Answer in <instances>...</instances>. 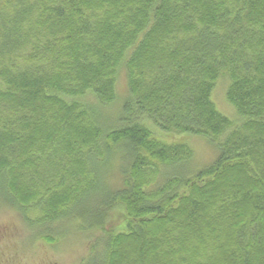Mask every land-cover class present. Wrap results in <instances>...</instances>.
<instances>
[{
    "label": "trees",
    "instance_id": "16d2710c",
    "mask_svg": "<svg viewBox=\"0 0 264 264\" xmlns=\"http://www.w3.org/2000/svg\"><path fill=\"white\" fill-rule=\"evenodd\" d=\"M2 7L6 203L23 216L40 210L47 225L103 232L83 264H264V0ZM15 50L22 54L13 57ZM122 68L129 96L117 124L101 126ZM223 76L237 125L212 100ZM182 135L219 143V158L191 176H168L193 158ZM107 156L119 159L120 186L97 172L105 176ZM117 213L122 226L109 230Z\"/></svg>",
    "mask_w": 264,
    "mask_h": 264
},
{
    "label": "rangeland",
    "instance_id": "374dc122",
    "mask_svg": "<svg viewBox=\"0 0 264 264\" xmlns=\"http://www.w3.org/2000/svg\"><path fill=\"white\" fill-rule=\"evenodd\" d=\"M4 1L0 0L1 7ZM2 9L5 8L2 7ZM52 49L45 51L43 55L48 62L56 58ZM21 54V50L17 53L15 50L13 57ZM39 58L37 59L39 60ZM41 63L38 65L49 67L47 63L44 64L42 61ZM23 64L25 63L23 62ZM9 67H11V64ZM230 83L229 77H221L214 89L212 100L217 110L237 125L241 123V118L227 99ZM117 95L115 103L103 112L106 121L100 120L101 126L113 127L117 124L118 117L122 111V103L129 96L126 68H122L120 72L117 83ZM88 100L93 101L92 96ZM172 140L168 139L167 141L171 143ZM178 141L181 144L186 143L192 149L193 158L167 171L168 176L187 177L190 174L210 167L219 158L220 145L210 139L182 135ZM119 150L117 149L116 153H119ZM106 158H108L107 160L110 164L107 168L103 167V170L107 169L106 178L102 170L97 172L100 173L102 179H106L111 185L120 186L122 180L119 174V159H116L117 157L115 158V156H107ZM6 199L5 196L4 198L0 197V264H83L88 259L93 245H97L98 240L105 236L101 231L88 234L79 232L80 228L77 225L70 224L69 221H60L52 225L44 224L39 222L40 210L35 209L23 216L16 208L6 203ZM118 214L113 216L109 230H120L123 221Z\"/></svg>",
    "mask_w": 264,
    "mask_h": 264
}]
</instances>
